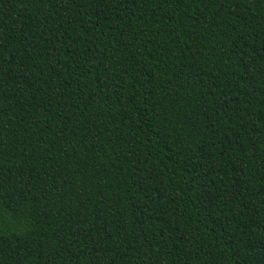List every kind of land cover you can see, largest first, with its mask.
<instances>
[{
	"label": "trees",
	"instance_id": "1",
	"mask_svg": "<svg viewBox=\"0 0 264 264\" xmlns=\"http://www.w3.org/2000/svg\"><path fill=\"white\" fill-rule=\"evenodd\" d=\"M0 264H264V0H0Z\"/></svg>",
	"mask_w": 264,
	"mask_h": 264
}]
</instances>
